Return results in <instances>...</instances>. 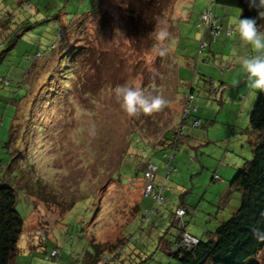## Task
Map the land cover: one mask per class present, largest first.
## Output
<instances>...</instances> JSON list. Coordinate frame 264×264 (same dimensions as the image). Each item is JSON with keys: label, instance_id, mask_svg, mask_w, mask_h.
<instances>
[{"label": "rangeland", "instance_id": "374dc122", "mask_svg": "<svg viewBox=\"0 0 264 264\" xmlns=\"http://www.w3.org/2000/svg\"><path fill=\"white\" fill-rule=\"evenodd\" d=\"M18 1L0 0V23L8 12L34 22L0 58V77L10 80V85L0 83V158L8 146L12 160L3 169L13 176L7 183L15 189L23 218L15 264H56L46 257L53 247H59L62 264H85V251L94 246V264L118 251L133 262L151 255L140 264H182L161 250L182 228L174 216L176 208L184 207L176 204L183 199L188 229L200 236L236 209L238 195L230 182L251 158V136L245 129L260 92L250 87L246 74L238 83L234 74L227 78L243 71L238 60L224 58L220 66L219 61L206 64L203 55L196 58L197 23L208 0H25L30 10L24 0L22 6ZM209 4L219 13L214 0ZM225 7L233 23L240 10ZM59 23L61 35L56 32ZM9 26L12 30L16 24L10 21ZM261 29L264 33V16ZM162 31L166 35L161 38ZM4 34L0 39L6 48L9 37ZM229 36L222 25L211 45ZM224 41L222 53L230 54L233 46ZM242 48L246 56L257 54L248 44ZM35 49L42 53L28 60L25 53L32 55ZM205 76L233 84L224 89L221 104L213 96L208 99V116L200 117L209 123L182 127L198 133V139L192 146L179 141L169 160L171 154L166 157L160 149L171 131L178 130L187 82L192 83L193 103L204 101L209 97ZM242 83L245 91L239 92ZM124 84L139 87L146 96H162L165 104L151 113L129 115L116 94ZM167 160L159 213L145 219L142 210L152 207V198L144 195L145 163L158 166V185ZM215 174L220 178L212 179ZM173 208L175 225L161 242L160 225L151 221L162 217L169 223ZM256 257L264 263V247Z\"/></svg>", "mask_w": 264, "mask_h": 264}, {"label": "trees", "instance_id": "16d2710c", "mask_svg": "<svg viewBox=\"0 0 264 264\" xmlns=\"http://www.w3.org/2000/svg\"><path fill=\"white\" fill-rule=\"evenodd\" d=\"M21 1L23 2V0H19L17 3H21ZM29 1L24 0V2H26L28 5V10L31 9ZM212 1L213 0H208V4H206L203 10L207 7L211 11H213L209 4V2L211 3ZM214 2L222 6H234L239 8L240 13L238 16L240 17L256 18V26L258 31L260 30L263 24V16H258V11L260 9L250 6L248 0H214ZM22 5L23 3H21V6ZM89 8L90 7H87L85 10ZM34 11H38V9L34 8ZM213 13L216 16H219V23L222 25V15L220 13H216L215 11H213ZM7 14L9 17L4 20L5 22L0 23V34H4L5 32L3 36H8L9 40L7 39L8 44L6 48H3L2 40L0 39V58L15 46L17 41L16 37L20 35L21 31H27L31 29L34 25V22L30 19V17L23 16L17 19L14 14L10 12H8ZM138 17L139 19H141L140 14L138 15ZM10 21L15 22V29H10ZM62 26L63 25L61 23L57 25V34H60L62 32V29L59 31V27ZM224 28L226 29L228 27ZM9 30L12 32V34L9 33ZM57 34V38L59 39V41H61L60 35L62 33L59 36ZM215 40H217V38ZM198 43L199 40L197 42L196 47V58L199 60L200 57L203 55L201 60L207 64V61H212V57L206 55V53L209 52L207 49L210 48L211 42L209 40V45L207 46V48L199 54L197 53ZM41 53L42 51H40L39 49H35L32 55H30L29 52H26L25 57L28 60H32L35 56ZM204 79V84L206 85L205 89L208 91L209 96L212 97L218 95L221 90L220 81L216 82L215 79H213V77L211 76H205ZM5 80L7 81L6 84L4 83ZM0 83L3 85H10V80L5 77H0ZM212 84L216 86L215 91L210 88V85ZM16 86L20 87L19 81L16 82ZM190 89L191 90L188 92V94L192 95V98L190 100V111L187 115H184L183 117L182 114H180L179 122L188 121L190 118H197L198 124L195 126L197 127L200 126L202 122L200 120V117L197 115V105L193 103L194 95L192 92V85ZM11 130L12 127L7 136L8 143H10ZM245 131L249 136L252 137V155L251 158L246 160L243 163L242 167L238 169L237 173L233 176L230 182L231 188L238 195V204L236 206V209L231 213V215L227 219L222 220L215 227L214 230L206 231L201 238L196 236L197 238H199L198 243L189 247L181 246L179 245V243H176V241L178 242L177 239L180 233V229L177 228V235L171 242L174 250L170 252L169 256H173L182 264H264L261 263L256 257L259 250L264 247V91L262 90H260V92L258 93L257 99L250 112L248 128H246ZM170 134V137H166V143L160 149V152L166 151V157L168 154H171V156H173L174 158L175 154L173 151L176 150L177 143L179 141H182L181 139L183 136H185V132L181 128L179 132L171 131ZM4 153L5 156H7V154L9 153L8 146ZM2 157L0 158V163L2 164L10 163V160H12V157L10 158V156H7L8 161L5 162L4 160L6 158ZM150 163L154 164L153 162ZM155 166L158 170V166ZM2 171V175L6 178V181L0 184V264H15L18 249L17 242L22 232L23 218L16 209L17 199L15 189L7 183V181L11 182L9 179H13V176L12 174H9L10 171L7 173L3 168ZM212 179L217 180L219 179V176L215 174L213 175ZM179 199L180 200L178 201L176 206L182 205L184 207V218L186 220L188 210L187 207L183 205V199ZM151 204V206L153 207V199ZM155 207L157 209V206ZM174 208L172 211L169 212L167 216L169 218V223H166V226L162 231L163 233L159 235L160 239H162L163 236L165 237V234L168 233V227H170L171 225H175L173 220ZM157 213H159V210L155 214ZM186 223L187 224L184 226L185 228H187L188 220H186ZM185 230L187 231V229ZM94 249H96V246H94ZM97 254H94L95 258L97 257ZM146 257L147 259H150L151 255H147ZM146 257L141 258L137 262H133L131 260H128L130 256L126 257L123 255L121 257L120 251H118L115 253V258H118L115 264H140L141 261L147 260ZM162 264H170V262L166 260Z\"/></svg>", "mask_w": 264, "mask_h": 264}, {"label": "clouds", "instance_id": "9594fccd", "mask_svg": "<svg viewBox=\"0 0 264 264\" xmlns=\"http://www.w3.org/2000/svg\"><path fill=\"white\" fill-rule=\"evenodd\" d=\"M248 3L260 9L258 16H264V0H248ZM233 23L241 42L250 45L257 52L256 55L240 58L238 62L247 76L250 87L264 91V33L258 31L254 17L238 16ZM164 35L166 32L159 33L161 38ZM160 54H164L163 50ZM116 94L121 108L129 115H135L141 111L151 113L165 104L162 96H146L139 87L127 84L118 86Z\"/></svg>", "mask_w": 264, "mask_h": 264}, {"label": "built area", "instance_id": "2783aa9c", "mask_svg": "<svg viewBox=\"0 0 264 264\" xmlns=\"http://www.w3.org/2000/svg\"><path fill=\"white\" fill-rule=\"evenodd\" d=\"M197 27L200 29V39H199L198 49H197V53L199 54L207 48V46L209 45V40H215L217 38V35L219 34L220 30L222 29V25L219 23V16L218 15L216 16L213 13V11H211L209 8L206 7L200 13V17H199V21L197 23ZM60 30H61V27H59V31ZM225 34L227 36L231 35L232 34V28L231 27L226 28ZM210 82H212V81H210ZM4 83L6 84L7 81L5 80ZM213 84L210 85V88L213 91H215L216 86H214ZM191 98H192V95L188 94L186 99L183 102V106L181 109L182 117L184 115H187L190 111V107H191L190 106V104H191L190 100H191ZM197 124H198L197 118H190L188 121H183V122L180 121L179 126H178V130L176 132H179V130L184 125L189 126V127H194ZM171 158H172V156H170L168 159L170 160ZM168 162L164 163L166 166V171L164 173L165 175L163 176L160 184H158V185L154 181V172L157 170V167L150 162L145 163L146 171H144L143 174L147 180V184H146V189H145L144 195L148 196V197L150 196L153 199V207L151 208V210H145V209L142 210V214L144 215L145 219L148 217V215L151 212H154V213L158 212V209H156L155 206L160 204L162 201V191L164 189L163 179L167 178V176L169 174ZM184 212H185L184 208H176V210H175L176 215L174 216V218L176 219V221L178 220V222L180 223V225L182 227L181 231L178 235V239H177L178 242L176 241V243L177 244L179 243V245H181V246H185V247L188 246L189 247L191 245L197 244L199 241V238H197L196 236H193L192 234H190L189 232H187L185 230L184 226L186 225V220L182 216ZM179 217H181V218L179 219ZM46 257L47 258H54L56 260V264H62L59 260L60 259L59 247H57V248L53 247L50 250L49 254L46 255ZM100 262H107L108 264H115L117 261H116L115 256L114 257L103 256V257H101Z\"/></svg>", "mask_w": 264, "mask_h": 264}, {"label": "crops", "instance_id": "0c3cea01", "mask_svg": "<svg viewBox=\"0 0 264 264\" xmlns=\"http://www.w3.org/2000/svg\"><path fill=\"white\" fill-rule=\"evenodd\" d=\"M201 1H204V0H201ZM194 2H196V0H194ZM201 5H203V3L201 4ZM217 9L218 10H220V11H218L221 15H222V25L224 26V27H232L233 28V32H232V34H231V36H229V37H224L225 39L224 40H228L229 42H226V43H228V44H232L231 46H233V52H232V49L230 50V54H224L223 55V53H222V48H224V47H226V44H225V46H224V44H223V42H225L224 40H219L218 42H215L213 45H211L210 46V48H208L207 50H209L210 52H207L206 53V55H209V57L211 56L212 57V61L214 62V63H217L218 61L219 62H221V63H219V65L220 66H222V61H223V59L224 58H228L226 61H228L230 58H233L234 60L236 59V60H238L239 61V59L240 58H242V57H248V56H246L245 55V53H244V51H243V43L241 42V40H240V38H239V35L235 32V30H234V23H232V21H231V18L230 17H228L227 18V14H225V11L227 12L228 10H227V8L225 7V6H222V5H219L218 7H217ZM188 17V13H186L185 14V19ZM260 32H262L263 33V30L260 28V30H259ZM196 41V40H195ZM198 42V40L196 41V43ZM250 46V45H249ZM195 49H196V47H197V44H195ZM214 49V50H213ZM243 52V54L245 55V56H243V54H241ZM218 53L220 54L219 55V57H217L218 56ZM205 55V56H206ZM216 59V60H215ZM183 61H184V63H186V61H187V55H186V57L184 56V58L182 59ZM186 60V61H185ZM225 60V59H224ZM238 64H239V66L241 67V65H240V63L239 62H237ZM228 65V64H227ZM215 66V65H214ZM233 70V69H232ZM229 71H231V70H229ZM235 75L236 77H238L239 79H236V81H235V83H238V82H241V80L242 79H244V72L243 71H241V70H235L234 72H230V74L228 75V77L227 78H231V76L232 75ZM187 82V81H186ZM205 83V82H204ZM220 83H221V90H220V92H219V94L218 95H216V96H213L212 98H215L214 100L215 101H217V102H219V104H221V99H222V95H223V91H224V89L227 87V86H231L233 83H225V81L224 80H222V81H220ZM187 84L188 85H186L188 88H189V91L191 90L190 88H191V85H192V83L191 82H187ZM204 85V88H206V85L205 84H203ZM242 85H244V83H242L241 84V86L239 87V88H236V90H238L239 92H244L245 91V86H242ZM206 92H207V94H208V91L206 90ZM188 95V94H187ZM186 95V96H187ZM186 96L184 97V99H183V102H184V100L186 99ZM207 96H209V94L207 95ZM242 97L244 98V96L242 95ZM210 98V96L209 97H205V99H204V101H199V100H197V103H195L196 105L197 104H201V111H199V107H198V105H197V115L200 117V115H204L205 114V116H208V114L205 112V110H208L207 109V107H208V105H209V99ZM242 101H243V99H242ZM182 102V103H183ZM199 111V112H198ZM209 118H207L206 117V119L205 118H201L200 117V120H201V122H202V124L200 125V126H202V127H204V125H206V123H209V121L210 120H208ZM13 126V120L11 121V125H10V128H9V130H8V132H7V134H9V132H10V129H11V127ZM194 130H195V128H194ZM185 132V136H183L182 137V141H184L187 145H189V146H192V144H195L196 142L195 141H197V137H196V135L198 134H196V132L195 131H189L188 129L186 130V131H184ZM189 132H191L190 134H189ZM250 139V142H251V140H252V137L251 138H249ZM8 150H9V148H8ZM9 152H11V150H9ZM2 158H7V156H3ZM11 158V157H10ZM9 165V163H0V180H2V182L4 183L5 181H6V178L2 175L3 173L1 172L2 171V168H4V167H6V166H8ZM241 168V167H240ZM232 174H234V171H232V173L230 172V173H228L225 177L227 178V177H229L230 175H232ZM220 178V177H219ZM185 204H187V203H185ZM143 208V207H142ZM161 219L163 220V221H161V220H158V221H155V220H153V221H151V223H152V225H160V232H159V235L161 234V233H163L162 231H163V229H164V227L166 226V220L165 219H163L162 217H161ZM169 219V218H168ZM153 222H154V224H153ZM189 223V222H188ZM187 231L188 232H190L192 235H194V236H197V237H202V235L200 236V235H198L195 231H190L189 229H188V226H187ZM159 237V236H158ZM164 237V236H163ZM163 237H162V240H161V242H163ZM168 246V247H167ZM169 246H170V248H169ZM161 250L164 252V253H166V255H170V252L171 251H173L174 250V248H173V246H172V244H171V242L168 240V241H164L162 244H161ZM94 254H97V251H96V249H93L91 252H89V251H85V254H84V262H85V264H94L93 263V260H94ZM141 258H143V256L142 257H140V259ZM126 259V258H125ZM146 259H147V257H146Z\"/></svg>", "mask_w": 264, "mask_h": 264}]
</instances>
